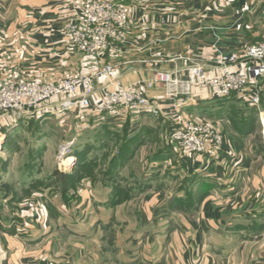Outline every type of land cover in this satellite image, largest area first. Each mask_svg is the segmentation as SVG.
I'll list each match as a JSON object with an SVG mask.
<instances>
[{"label":"crops","instance_id":"0c3cea01","mask_svg":"<svg viewBox=\"0 0 264 264\" xmlns=\"http://www.w3.org/2000/svg\"><path fill=\"white\" fill-rule=\"evenodd\" d=\"M83 1L0 0V84L20 76L59 82L116 65L109 77L95 81L92 108L97 113L96 103L114 79L141 84L158 71L186 74L211 55L264 41V0H119L134 5L124 38L114 51L90 55L66 37ZM207 68L208 75L219 71ZM147 95L164 112L181 104L183 111L208 119L225 137L222 148L186 159L166 138L167 152L143 165L151 171L158 166L154 179H133L137 196L119 202L108 179L83 176L71 185L86 189L72 198V215L35 195L14 209L16 182L4 180L10 170L1 172L5 195L0 199L11 213L0 214V264H264V150L232 126L231 103L222 101L226 109L218 115L224 107L210 88L172 97L163 86H154ZM133 114L117 109L102 118L112 116L114 125L127 121L135 129L142 117ZM158 117L167 124L164 135L169 133L170 119ZM161 167L167 169L158 179ZM73 168L74 163L68 171ZM179 174L177 186L173 175ZM23 179L17 184L24 188ZM173 187L175 193L168 191Z\"/></svg>","mask_w":264,"mask_h":264},{"label":"built area","instance_id":"2783aa9c","mask_svg":"<svg viewBox=\"0 0 264 264\" xmlns=\"http://www.w3.org/2000/svg\"><path fill=\"white\" fill-rule=\"evenodd\" d=\"M133 13L134 5L118 0H84L81 11L67 25L68 42L90 55L114 51L115 45L124 38ZM115 67L106 64L93 74L65 78L59 82H42L25 76L4 79L0 84V116L12 113L19 120L54 101L63 108H78L79 111L94 109L92 95L95 81L100 77H109ZM207 67L219 71L208 75ZM154 86H163L167 95L172 97L191 95L194 88L207 87L217 100L234 97L250 107L259 108L264 94V41L229 54L211 55L202 63L192 64L186 74L158 71L151 80L141 84H123L114 79L112 89L96 103L97 113L109 114L123 109L125 112L169 118V139L183 158L214 154L222 148L224 135L205 117L183 111L181 104L164 112L147 95V90ZM260 125L264 139V110L260 111ZM73 144L70 141L59 149L57 158L62 160V164L72 158L69 154Z\"/></svg>","mask_w":264,"mask_h":264},{"label":"rangeland","instance_id":"374dc122","mask_svg":"<svg viewBox=\"0 0 264 264\" xmlns=\"http://www.w3.org/2000/svg\"><path fill=\"white\" fill-rule=\"evenodd\" d=\"M56 103L51 102L37 113L19 120L12 113L0 116V173L4 175L10 170L11 176L5 177L4 180L8 183L16 182L12 183L13 195L19 201L13 200L14 209H17L16 203L35 195L43 197L40 201L48 200L51 203L50 207L55 204L57 207L68 208L71 215L75 212L76 206L71 203V200L80 198L86 189L69 186L64 192L60 184L57 187L52 181L56 169L68 170L73 165L72 161H68L70 164L66 166L67 160L62 164V160L57 158L61 146L70 141L74 143L70 156L77 150L87 152L84 160L86 169L82 177L89 176L92 180L96 177L102 180L108 179L113 187L114 197L119 202L131 198L130 196L139 190L137 185L131 184L135 183L133 179H138V182L142 178L152 177L151 179H154L153 176L156 174L154 171H158V166L151 171L143 165L153 162V156H158V153L165 150L167 152L170 146L168 143H172L169 139L170 131L164 135V127L167 124L159 122L162 121L158 120L160 117L149 113L148 115L134 113L133 115L142 117L141 124L139 122L140 125H136L135 127H138L134 129V126L131 127L126 123L127 121L122 123L123 125H114L112 116H106L103 119L104 113H94V109L79 111L78 108H63ZM236 103L239 105L234 104L232 114H229L233 124L247 133L256 148L264 150L260 125V111L264 110V97H262V104L259 108L250 107L242 102L240 104L237 100ZM77 115L81 118H75ZM6 142L7 146L3 147ZM137 148H139L138 151H135ZM123 149L132 153L130 164H126L127 159L123 157L125 153ZM129 149L134 151L129 152ZM172 159L175 161L176 157L172 156ZM113 160L121 162L114 174L108 170ZM75 162L76 160L74 164ZM166 169L161 167V175L158 179L163 177ZM175 174H178L176 170ZM174 175V183L177 182L179 186L181 174L176 179ZM22 177L27 181L24 188L22 183L17 184L22 182ZM166 180L172 181L171 179ZM175 189L176 187H173L168 191L175 193ZM3 195H5L4 190L2 192L0 189V198ZM9 203L7 201L5 205L10 206ZM3 207L0 199V214L6 216L11 213L10 210H3Z\"/></svg>","mask_w":264,"mask_h":264},{"label":"trees","instance_id":"16d2710c","mask_svg":"<svg viewBox=\"0 0 264 264\" xmlns=\"http://www.w3.org/2000/svg\"><path fill=\"white\" fill-rule=\"evenodd\" d=\"M230 99V100H229ZM229 99H220L218 102H220L219 104L222 105V101L223 102H228L231 103L229 106V110H230V115L232 114V107L234 106V104H238L236 103V98L232 97ZM239 105V104H238ZM224 107V109H220L218 111V115H220L221 113H224L226 107L225 105H222ZM232 126L242 135H247V133L243 130H240L237 128L236 125L233 124L231 118L229 117ZM125 148V144L123 145ZM125 151L123 157H125L127 160L130 159L132 153H128L127 149H123ZM122 150V151H123ZM121 151V153H122ZM120 153V154H121ZM73 154H75V156L77 157V161L74 164V168L71 171H66V170H59L56 169L53 173L52 176V181H54V184L58 187L59 184L61 185V188L63 189V191L65 192L66 189H68L69 186L74 185L76 183V181H78L80 178H82V174L84 172L85 168V157L87 156V152L86 151H80L77 150L75 151ZM158 158V156H156V159ZM118 160V159H117ZM117 160H113L111 163V165L109 166L108 170L112 172V174H114L116 172V169L118 167V165L121 163L120 161ZM117 161V162H116Z\"/></svg>","mask_w":264,"mask_h":264},{"label":"bare ground","instance_id":"6f19581e","mask_svg":"<svg viewBox=\"0 0 264 264\" xmlns=\"http://www.w3.org/2000/svg\"><path fill=\"white\" fill-rule=\"evenodd\" d=\"M68 161H69V162H70V161H73V163H74L73 157H72V158H69V159H67V165H69V164H70Z\"/></svg>","mask_w":264,"mask_h":264}]
</instances>
